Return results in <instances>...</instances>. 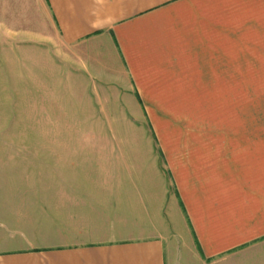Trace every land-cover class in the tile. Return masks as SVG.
Returning a JSON list of instances; mask_svg holds the SVG:
<instances>
[{
    "label": "crops",
    "instance_id": "1",
    "mask_svg": "<svg viewBox=\"0 0 264 264\" xmlns=\"http://www.w3.org/2000/svg\"><path fill=\"white\" fill-rule=\"evenodd\" d=\"M13 2L0 40L47 44L51 19L101 103L184 102L202 126L168 175L152 145L33 143L27 71L0 69V136L25 137L0 142V264H177L178 205L196 263L264 264V0H38L35 32Z\"/></svg>",
    "mask_w": 264,
    "mask_h": 264
},
{
    "label": "rangeland",
    "instance_id": "2",
    "mask_svg": "<svg viewBox=\"0 0 264 264\" xmlns=\"http://www.w3.org/2000/svg\"><path fill=\"white\" fill-rule=\"evenodd\" d=\"M7 1L0 0V18L6 15ZM37 1L14 0L12 11L14 17L26 21L18 22L12 25L13 27L21 31L24 28L30 30L32 28L35 32L37 24L31 20L38 7ZM47 29L49 33L47 44L36 42L20 44L21 41L17 40L11 44L9 41L0 40L1 71L9 73L7 76L11 79L20 81L24 79L26 70L27 81H31L34 117L31 142L65 144L124 142L132 145H152L158 155L162 171L168 175L167 168L164 170L163 167L164 164L166 167L168 165L166 156L171 153L169 149H174L168 147L176 146L183 149L185 144L199 142L201 138L202 121L199 112L196 113L194 110L195 105L184 102L142 104L138 106L140 112L137 113L129 105L126 108L124 104L116 101L114 95L116 89L113 87L111 89L115 101L101 103L98 96L104 94L95 88L97 79L95 80L83 68L82 62L81 65H74L73 54L65 55L62 52L57 39V29L51 19ZM86 60H89V57L83 56V61ZM3 75L0 73V79H3ZM142 107L145 110L144 115ZM126 110L127 118L125 114L123 118L122 113ZM0 142H25V137L1 135ZM145 148L146 151L149 149ZM170 185L173 187L172 182ZM177 209V235L173 240H177V244L174 249L169 247L168 251L177 259V264H198L193 257L197 249L194 243L190 245L189 231L185 230L179 205ZM187 258L190 260L186 263Z\"/></svg>",
    "mask_w": 264,
    "mask_h": 264
}]
</instances>
